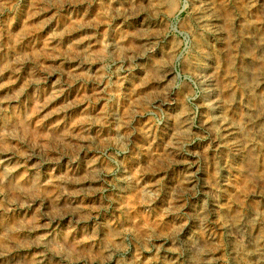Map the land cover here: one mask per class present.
I'll return each mask as SVG.
<instances>
[{
    "label": "rangeland",
    "instance_id": "1",
    "mask_svg": "<svg viewBox=\"0 0 264 264\" xmlns=\"http://www.w3.org/2000/svg\"><path fill=\"white\" fill-rule=\"evenodd\" d=\"M0 89V264H264V0H0Z\"/></svg>",
    "mask_w": 264,
    "mask_h": 264
},
{
    "label": "bare ground",
    "instance_id": "2",
    "mask_svg": "<svg viewBox=\"0 0 264 264\" xmlns=\"http://www.w3.org/2000/svg\"><path fill=\"white\" fill-rule=\"evenodd\" d=\"M196 4V3H195ZM199 4V3H198ZM216 5V4H215ZM191 6V5H190ZM201 8V7H200ZM204 11V10H203ZM198 14V13H197ZM222 20V19H221ZM34 21V20H33ZM222 23V22H221ZM244 28H242V30H243ZM223 30H225V29H223ZM45 33V32H44ZM251 33V32H250ZM251 36V35H250ZM254 36V35H253ZM70 37V36H69ZM72 37V36H71ZM76 37V36H75ZM259 37V36H258ZM107 39V38H106ZM245 39V38H244ZM68 40H69V38H68ZM247 40V39H246ZM51 44V43H50ZM232 44V43H231ZM242 44V43H241ZM243 45V44H242ZM221 46V45H220ZM241 46V45H240ZM248 46V45H247ZM246 46V47H247ZM224 57V56H223ZM200 59V58H199ZM228 59H230V58H228ZM70 66V65H69ZM119 69V68H118ZM245 72V71H244ZM248 72V71H247ZM2 76H4V75H2ZM2 78V77H1ZM243 78V77H242ZM3 80V79H2ZM47 80V79H46ZM244 81V80H243ZM48 82V81H47ZM12 86H14V85H12ZM10 89V88H9ZM1 90V89H0ZM68 90V89H67ZM39 93V92H38ZM26 97V96H25ZM23 100V99H22ZM29 100V99H28ZM18 102V101H17ZM205 102V101H204ZM12 103V102H11ZM28 103V102H27ZM188 103V102H187ZM9 104V103H8ZM20 104V103H19ZM26 104V103H25ZM27 105V104H26ZM52 105V104H51ZM18 107V106H17ZM20 107V106H19ZM117 108V107H116ZM222 109V108H221ZM253 111V110H252ZM65 112V111H64ZM222 112V111H221ZM207 113V112H206ZM216 113V112H215ZM19 114V113H18ZM114 115V114H113ZM178 115V114H177ZM56 116H58V115H56ZM203 118V117H202ZM22 119V118H21ZM55 119V118H54ZM114 120V119H113ZM26 121V120H25ZM29 121V120H28ZM51 121V120H50ZM50 121H49V123H50ZM261 121V120H260ZM1 124V123H0ZM86 126H87V124H86ZM92 126V125H91ZM234 129V128H233ZM44 130V129H43ZM89 130V129H88ZM232 130V129H231ZM51 131H53L52 129H51ZM90 131V130H89ZM93 131V130H92ZM218 131V130H217ZM215 132V131H214ZM84 133V132H83ZM82 133V134H83ZM90 133V132H89ZM239 133V132H238ZM234 136V135H233ZM198 138V137H197ZM163 142H165V141H163ZM247 150V149H246ZM95 152V151H94ZM256 153V152H255ZM247 154V153H246ZM6 155H8V154H6ZM50 155V154H49ZM53 155V154H52ZM247 156V155H246ZM85 157V156H84ZM87 157V156H86ZM80 158V157H79ZM107 158V157H106ZM62 159V158H61ZM77 159V158H76ZM87 159V158H86ZM247 159V158H246ZM25 161V160H24ZM29 161V160H28ZM27 161V162H28ZM82 161V160H81ZM251 161V160H250ZM83 162V161H82ZM15 163H17V162H15ZM11 164V163H10ZM72 164V163H71ZM80 164V163H79ZM245 165V164H244ZM252 165V164H251ZM51 166V165H50ZM250 166V165H249ZM22 167V166H21ZM58 167V166H57ZM94 167H95V165H94ZM244 167V166H243ZM41 168V167H40ZM79 168V167H78ZM91 168V167H90ZM45 169V168H44ZM65 169V168H64ZM69 169H71V168H69ZM75 169V168H74ZM27 170V169H26ZM34 170V169H33ZM42 170V169H41ZM55 170V169H54ZM10 173V172H9ZM52 173V172H51ZM254 173V172H253ZM35 174V173H34ZM70 175V174H69ZM208 175V174H207ZM256 175H257V173H256ZM264 176V175H263ZM31 178H32V176H31ZM6 179V178H5ZM262 181V180H261ZM93 183V182H92ZM77 184V183H76ZM258 185V184H257ZM42 186H44V185H42ZM48 186V185H47ZM66 187V186H65ZM75 187V186H74ZM169 188V187H168ZM49 197V196H48ZM52 197V196H51ZM215 199V198H214ZM263 199V198H262ZM59 200V199H58ZM62 203V202H61ZM264 203V202H263ZM59 205V204H58ZM8 206V205H7ZM193 207V206H192ZM45 208V207H44ZM214 209V208H213ZM210 211V210H209ZM3 212V211H2ZM203 213H204V211H203ZM40 214V213H39ZM217 214V213H216ZM212 215V214H211ZM218 217V216H217ZM225 218V217H224ZM233 218V217H232ZM64 220V219H63ZM216 220V219H215ZM62 221V220H61ZM220 221V220H219ZM63 222V221H62ZM232 222V221H231ZM41 223V222H40ZM189 223V222H188ZM219 223V222H218ZM52 224H53V222H52ZM217 225V224H216ZM219 225V224H218ZM85 226V225H84ZM236 227V226H235ZM56 228H57V226H56ZM237 228V227H236ZM235 228V229H236ZM45 231H46V229H45ZM237 231V230H236ZM185 232V231H184ZM217 232V231H216ZM238 233V232H237ZM207 235V234H206ZM176 237V236H175ZM251 238V237H250ZM58 239V238H57ZM198 239V238H197ZM113 241V240H112ZM211 242V241H210ZM190 244V243H189ZM196 246V245H195ZM199 246V245H198ZM198 249V248H197ZM251 249V248H250ZM259 249V248H258ZM110 251V250H109ZM189 252V251H188ZM257 252V251H256ZM259 254H260V252H259ZM187 255V254H186ZM190 255V254H189ZM44 256V255H43ZM119 256V255H118ZM203 256V255H202ZM260 256V255H259ZM201 257V256H200ZM199 257V258H200ZM207 258V257H206ZM264 258V257H263ZM115 259V258H114ZM187 261V260H186ZM256 261V260H255ZM259 261V260H258ZM147 262V261H146ZM258 263V262H257ZM204 264V263H203ZM210 264V263H209ZM262 264V263H261Z\"/></svg>",
    "mask_w": 264,
    "mask_h": 264
}]
</instances>
